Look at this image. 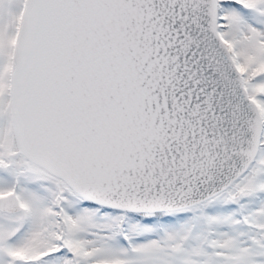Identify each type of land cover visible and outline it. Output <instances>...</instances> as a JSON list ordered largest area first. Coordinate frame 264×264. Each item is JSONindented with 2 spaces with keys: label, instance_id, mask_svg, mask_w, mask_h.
I'll return each mask as SVG.
<instances>
[{
  "label": "snow or ice",
  "instance_id": "6c2138e0",
  "mask_svg": "<svg viewBox=\"0 0 264 264\" xmlns=\"http://www.w3.org/2000/svg\"><path fill=\"white\" fill-rule=\"evenodd\" d=\"M0 264H264V0H0Z\"/></svg>",
  "mask_w": 264,
  "mask_h": 264
}]
</instances>
